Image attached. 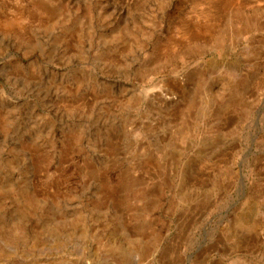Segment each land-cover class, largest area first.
<instances>
[{"label": "rangeland", "instance_id": "374dc122", "mask_svg": "<svg viewBox=\"0 0 264 264\" xmlns=\"http://www.w3.org/2000/svg\"><path fill=\"white\" fill-rule=\"evenodd\" d=\"M0 264H264V0H0Z\"/></svg>", "mask_w": 264, "mask_h": 264}]
</instances>
